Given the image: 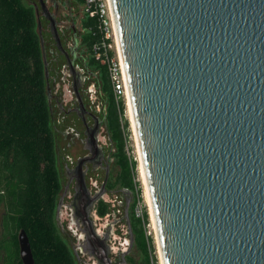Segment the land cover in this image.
<instances>
[{
  "label": "water",
  "instance_id": "1",
  "mask_svg": "<svg viewBox=\"0 0 264 264\" xmlns=\"http://www.w3.org/2000/svg\"><path fill=\"white\" fill-rule=\"evenodd\" d=\"M111 4L165 264H264V0Z\"/></svg>",
  "mask_w": 264,
  "mask_h": 264
},
{
  "label": "trees",
  "instance_id": "2",
  "mask_svg": "<svg viewBox=\"0 0 264 264\" xmlns=\"http://www.w3.org/2000/svg\"><path fill=\"white\" fill-rule=\"evenodd\" d=\"M83 24L93 56V47L101 40L98 21L87 16ZM91 60L111 94L107 122L118 151V183L135 194L137 163L127 154L130 132L125 106L122 101L116 103L107 67L100 66L94 56ZM60 190L36 15L24 0H0V204L7 209L0 242L3 264H23L21 230L29 238L34 264H75L54 223ZM133 208L132 204L131 224L142 256L139 264H158L152 239L145 234L148 215L137 218Z\"/></svg>",
  "mask_w": 264,
  "mask_h": 264
},
{
  "label": "flooded vegetation",
  "instance_id": "3",
  "mask_svg": "<svg viewBox=\"0 0 264 264\" xmlns=\"http://www.w3.org/2000/svg\"><path fill=\"white\" fill-rule=\"evenodd\" d=\"M29 1L43 52L61 182L54 215L57 233L75 264H136L134 196L118 183V151L107 122L111 94L102 73L91 64L94 56L103 66L85 42L83 3Z\"/></svg>",
  "mask_w": 264,
  "mask_h": 264
},
{
  "label": "built area",
  "instance_id": "4",
  "mask_svg": "<svg viewBox=\"0 0 264 264\" xmlns=\"http://www.w3.org/2000/svg\"><path fill=\"white\" fill-rule=\"evenodd\" d=\"M83 2L85 15L91 18H96L98 21V30L101 35V40L94 45L93 50L96 59L99 60L103 66L107 67L114 97L118 104L120 101L126 99V79L124 78L119 60L109 1L84 0ZM129 138L130 135L128 136V139ZM127 154L129 158H132L129 153V148H127ZM133 160L137 161L135 158H133ZM135 215L137 218L143 220L144 214L142 210L135 209Z\"/></svg>",
  "mask_w": 264,
  "mask_h": 264
},
{
  "label": "bare ground",
  "instance_id": "5",
  "mask_svg": "<svg viewBox=\"0 0 264 264\" xmlns=\"http://www.w3.org/2000/svg\"><path fill=\"white\" fill-rule=\"evenodd\" d=\"M108 1H109V8H110V13H111V17H112V22H113V28H114V33H115V39H116V44H117L119 60H120L121 67L123 70L124 78L126 79V69H125V64H124V60H123L122 49L120 46L118 31H117V27H116L115 15H114L113 7L111 4V0H108ZM125 94H126L125 101H126V106H127V110H126L127 111V117L129 119V123L131 125V130H132L133 139H134L133 141L135 142L136 153L138 156L140 180L142 181L143 187H144V192H143L144 196L143 197H145V202H146V205L149 209L151 227L154 231L155 242L157 245L156 248L158 251V256H159L158 258H159L160 264H165L164 258H163V253H162L161 242H160V238H159L158 226H157L155 213H154V209H153V204H152V199H151V194H150V190H149V184H148V180H147V176H146V170H145V166H144V162H143V156H142V152H141L139 136H138V132H137V128H136L131 95H130L129 88L127 86V81L125 84Z\"/></svg>",
  "mask_w": 264,
  "mask_h": 264
},
{
  "label": "rangeland",
  "instance_id": "6",
  "mask_svg": "<svg viewBox=\"0 0 264 264\" xmlns=\"http://www.w3.org/2000/svg\"><path fill=\"white\" fill-rule=\"evenodd\" d=\"M24 3L28 6V7H31V2L29 0H24ZM123 101V100H122ZM124 103V106H125V114H124V119L128 121V124H129V132H130V138L128 139V144H127V148H129V153H130V156L132 158H135L137 161V167H136V176H135V181L137 182V188H136V191H135V194H133L134 197V200H133V210H134V213H135V209H138V210H142L143 214L145 215V212L147 213L148 215V225L146 226V236L150 239H152V247H153V254L156 256L157 258V263L160 264V261H159V256H158V251H157V245H156V242H155V237H154V231L151 227V220H150V215H149V209L146 205V202H145V197L144 196V187H143V183L142 181L140 180V175H139V165H138V156H137V153H136V147H135V142L133 141V134H132V130H131V125L129 123V119L127 117V106H126V101L124 100L123 101ZM116 170L118 171V168H116ZM138 190V191H137ZM6 207L4 206V204H0V242L3 240L4 238V217H5V214H6ZM121 211L123 212V209H121ZM144 219V217H143ZM2 253H0L1 255ZM134 257H135V261H136V264H139L140 260H141V253L140 251L135 248L134 250ZM0 264H3L2 262V259L0 260Z\"/></svg>",
  "mask_w": 264,
  "mask_h": 264
}]
</instances>
